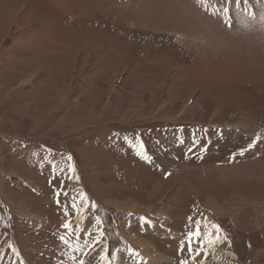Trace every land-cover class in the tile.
Returning a JSON list of instances; mask_svg holds the SVG:
<instances>
[{"label": "rangeland", "instance_id": "obj_1", "mask_svg": "<svg viewBox=\"0 0 264 264\" xmlns=\"http://www.w3.org/2000/svg\"><path fill=\"white\" fill-rule=\"evenodd\" d=\"M0 264H264V0H0Z\"/></svg>", "mask_w": 264, "mask_h": 264}, {"label": "snow or ice", "instance_id": "obj_2", "mask_svg": "<svg viewBox=\"0 0 264 264\" xmlns=\"http://www.w3.org/2000/svg\"><path fill=\"white\" fill-rule=\"evenodd\" d=\"M201 2L203 3L204 0H201ZM235 2H236V4L239 6L240 3H241V0H235ZM244 3L247 4V0H244ZM227 22H228V20L226 19V23H227ZM258 138H259V137H257V139H258ZM255 143H256V141L254 140V141L252 142V144L249 145V148H251ZM244 151H245V150L242 149V150L240 151V155H243V154H244ZM68 159L71 160V157H68ZM69 170H70V171L73 170L71 165L69 166ZM81 199H82V201H83V194H81ZM73 206L76 207L75 204H74ZM189 219L191 220L192 218L190 217ZM195 223H196L195 231L190 232V233L188 234V250H189V252H195L196 255H200V252H199V251H197V250H195V249H193V248L191 247V243H192V240H193V239H195V240L199 243V245H200L201 248L204 247V240H202L201 237H200V233H201L200 221H196ZM64 227L67 228L68 225L65 224ZM212 228L215 229L217 233L219 232V229H218V227H217L216 225H212ZM205 237L207 238V244H208V245L211 246V245L214 244L215 241H214V239L211 237V235H210L209 233H205ZM61 239L63 240V237H61ZM215 240H219V236H218V235L215 237ZM180 250H183V248H181Z\"/></svg>", "mask_w": 264, "mask_h": 264}, {"label": "bare ground", "instance_id": "obj_3", "mask_svg": "<svg viewBox=\"0 0 264 264\" xmlns=\"http://www.w3.org/2000/svg\"><path fill=\"white\" fill-rule=\"evenodd\" d=\"M155 191V190H154Z\"/></svg>", "mask_w": 264, "mask_h": 264}]
</instances>
